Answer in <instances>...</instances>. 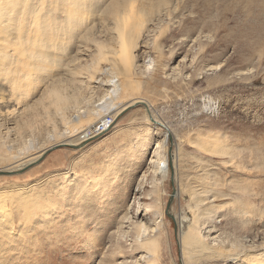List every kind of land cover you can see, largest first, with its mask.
<instances>
[{
  "label": "rangeland",
  "instance_id": "1",
  "mask_svg": "<svg viewBox=\"0 0 264 264\" xmlns=\"http://www.w3.org/2000/svg\"><path fill=\"white\" fill-rule=\"evenodd\" d=\"M11 1L0 0V170L14 171L0 175V264H264V0H85L70 28L64 0ZM117 1L137 44L128 65L113 54ZM110 79L148 108L19 166L113 115L122 99L95 107Z\"/></svg>",
  "mask_w": 264,
  "mask_h": 264
},
{
  "label": "bare ground",
  "instance_id": "2",
  "mask_svg": "<svg viewBox=\"0 0 264 264\" xmlns=\"http://www.w3.org/2000/svg\"><path fill=\"white\" fill-rule=\"evenodd\" d=\"M11 1V0H10ZM80 0H64V6H65V8H64V16H65V18H64V22L66 23V24H68V27L70 28L71 26L73 27V24H74V21H75V17H77V12H78V14H79V12H80V7H82L83 5H84V2H85V0L84 1H81V2H79ZM87 1V0H86ZM131 1V0H130ZM9 2V1H8ZM12 2V1H11ZM119 3V1H117V2H115V6L113 7V9H112V11H111V23H115V24H117V25H115L114 27H115V29H116V31L118 32V33H116V35H118L117 37H118V41H116V44H117V47H116V50L114 49V48H112L111 47V49H112V52H113V49H114V52H113V54H115V56H117L118 57V59L119 60H121L122 61V63L124 64V65H126L127 64V61H129L130 63H133V61H134V59H135V57H134V53H133V51H134V49L136 48V46H137V44L136 43H134V41H131L132 39H127L128 37H126V36H123V31H127L126 30V28H127V22H128V20H129V18L132 16L131 15V12L128 10V8H127V4H125V3H123V4H118ZM128 7H129V5H128ZM132 7H133V5H132ZM110 8H112V7H110ZM129 8H131V7H129ZM131 10H132V8H131ZM134 12V11H133ZM21 13V12H20ZM133 16H135V14H133ZM108 17H110L109 15H108ZM35 19H37V16H35ZM108 19V18H107ZM133 20V19H132ZM109 24H110V22H109ZM112 24H110V27H112L111 26ZM114 25V24H113ZM129 25V24H128ZM120 27H121V29H120ZM133 28V27H132ZM138 28V27H137ZM114 29V30H115ZM129 29V28H128ZM131 29V28H130ZM129 29V30H130ZM109 30H111L110 28H109ZM113 30V31H114ZM113 31H111V32H113ZM115 33V32H114ZM129 33H131V32H129ZM128 33V34H129ZM112 34V33H111ZM120 34V35H119ZM125 35L127 34L126 32L124 33ZM115 35V36H116ZM130 35V34H129ZM136 36H138V35H136ZM132 37V36H131ZM125 38V39H124ZM108 51H110V50H108ZM111 51H110V53H112ZM109 53V52H108ZM112 54V55H113ZM109 56V55H108ZM114 56V55H113ZM113 56H111V57H113ZM114 56V57H115ZM105 58H106V54H105ZM106 60H107V58H106ZM109 60V59H108ZM115 60V59H114ZM119 60H118V62H119ZM110 61H113V60H109V62ZM113 63V62H112ZM115 63V62H114ZM119 63H121V62H119ZM122 64V65H123ZM128 65V64H127ZM113 66V65H112ZM125 68V67H124ZM114 72V71H113ZM118 74V73H117ZM120 78V77H119ZM126 81V80H125ZM124 81V82H125ZM120 79H119V81H116V79H115V81H114V79H110V81H109V85H108V89L105 91V94L104 95H102V97H100L99 98V100H98V102H97V104L95 105V107H97V110H101V109H103L105 106H106V104H109V103H111L112 102V100L114 99V98H116L117 100L118 99H122V102L123 103H121V104H119V107L117 106V109H115L114 111L113 110H111L110 112H112L113 111V117H114V122H115V120H117V118L119 117V115L121 114V113H123L124 111H126L127 109H129V108H131V107H133V106H136V105H140V104H143L144 106H146L147 108H148V106H147V104L145 103V101H144V99L142 100L140 97L138 98H132V99H125V98H127V96H128V94H127V90L130 88V81H127V83L125 84L124 82V88L122 89L121 87H120ZM122 83V82H121ZM120 89H122V93H120ZM126 94H127V96H126ZM133 97V96H132ZM136 97V96H135ZM107 98L109 99V102H107ZM111 100V101H110ZM59 103V102H58ZM57 103V104H58ZM112 104V103H111ZM117 104V103H116ZM114 109V108H113ZM150 120H152L153 122H155V123H159L158 121H156L154 118H151L150 117ZM73 123H79V120L78 119H76V120H74L73 121ZM94 125V124H93ZM92 125V126H93ZM91 126V127H92ZM66 131V130H65ZM68 131V130H67ZM84 131L83 130H80L79 129V126L77 125H75L73 128H72V130H70V131H68V133H64V134H66V136H64V137H62L59 141H54L53 142V140L51 139V141L53 142L52 143V145L49 147V148H46V149H44V150H42V151H40L38 154H36V155H30V156H27V157H25L26 159H25V161L24 162H22L19 166H22V165H24L25 163H29V162H34L35 160H37V158L39 159V157H41V155L43 154V153H45L48 149H50V148H52V147H54V146H57V145H67V146H73V147H80L84 142H86V141H88V140H86V138H85V140H84V133H83ZM58 134H60V133H58ZM63 134V135H64ZM170 135V134H169ZM169 135H166L165 136V138H167V137H169ZM59 136V135H58ZM60 136H62V134L60 135ZM59 136V137H60ZM145 137H146V139H147V141H145V143H147V144H151V142H152V140L153 141H155V137H154V134L153 133H150V132H148L146 135H145ZM55 138V137H54ZM49 139H50V137H49ZM55 140V139H54ZM56 140H57V138H56ZM50 141V142H51ZM31 144V143H30ZM49 146V145H48ZM151 147V146H150ZM159 147V145L156 143V151H157V148ZM149 148V147H148ZM154 152H155V150H154ZM155 162V158H154V156H151L149 159H148V164H152V163H154ZM26 165V164H25ZM17 167V166H16ZM15 168V167H14ZM0 199H1V197H0ZM136 217H141V216H143L144 215V212H143V210H141V209H139L138 208V210L135 212V214H134ZM0 225H1V223H0ZM138 225H140V227L141 228H146V223H145V221L143 220V219H141L140 221H139V223H138ZM180 235H181V241L182 242H184L185 240H188V236H189V234H188V232L187 231H185L184 229H183V224H180ZM231 255V254H230ZM229 257H232V256H226V258H227V260L226 261H233L234 259H230L229 260ZM184 264H185V262H184Z\"/></svg>",
  "mask_w": 264,
  "mask_h": 264
},
{
  "label": "built area",
  "instance_id": "3",
  "mask_svg": "<svg viewBox=\"0 0 264 264\" xmlns=\"http://www.w3.org/2000/svg\"><path fill=\"white\" fill-rule=\"evenodd\" d=\"M114 117L112 114H107L103 116L102 120L96 122L92 127L87 128L84 131V140H92L94 137H96L98 134L102 133L104 130H107V128H110L113 126Z\"/></svg>",
  "mask_w": 264,
  "mask_h": 264
},
{
  "label": "water",
  "instance_id": "4",
  "mask_svg": "<svg viewBox=\"0 0 264 264\" xmlns=\"http://www.w3.org/2000/svg\"><path fill=\"white\" fill-rule=\"evenodd\" d=\"M59 146H65V145H57V146H54V147H52V148H50V149H48L46 152H48V151H50V150H53V149H55V148H57V147H59ZM14 173V171H4V170H0V175L1 174H13Z\"/></svg>",
  "mask_w": 264,
  "mask_h": 264
}]
</instances>
